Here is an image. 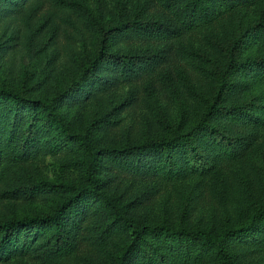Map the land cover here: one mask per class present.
Wrapping results in <instances>:
<instances>
[{
	"label": "rangeland",
	"instance_id": "obj_1",
	"mask_svg": "<svg viewBox=\"0 0 264 264\" xmlns=\"http://www.w3.org/2000/svg\"><path fill=\"white\" fill-rule=\"evenodd\" d=\"M165 26L179 24L160 0H0V83L44 103L59 97L73 131L102 150L103 193L139 224L239 227L264 202V0L177 36ZM214 102L209 128L200 127ZM15 127L27 160L8 159L0 171V192H14L0 197V223L51 213L86 185L83 149L61 138L42 108L22 107ZM176 132H191L193 147L174 155L179 178L135 170L110 152ZM15 240L2 264H117L130 231L105 200L83 196L60 224L21 228ZM228 247L235 264H264V223ZM199 250L147 233L128 264H218Z\"/></svg>",
	"mask_w": 264,
	"mask_h": 264
},
{
	"label": "trees",
	"instance_id": "obj_2",
	"mask_svg": "<svg viewBox=\"0 0 264 264\" xmlns=\"http://www.w3.org/2000/svg\"><path fill=\"white\" fill-rule=\"evenodd\" d=\"M160 1L162 6L173 14L174 19L179 24L178 28L165 26L166 29L163 32L168 33L169 31L174 36L180 35L181 31L201 28L217 20L226 12L236 10L242 6L250 5L255 2V0ZM138 26L145 31L148 30L141 24H138ZM105 55V48L102 47L91 65L84 70V78L94 72L96 66H98L100 60L104 58ZM225 86L226 82L224 80L219 90V96L224 92ZM58 98L59 97L54 98L52 102L44 103L40 99L29 97L23 90L16 91L7 85L0 83V134L2 137H5L0 139V171L8 159L18 160L23 158L24 160H27V157H23V144L21 138L16 135L17 127H15L17 118L19 117V110L24 106L32 110L36 109L37 106L42 108L45 112L48 123L57 129L58 135L63 139L75 141L83 149L86 155L84 162L85 169L83 172L86 185H76V192L68 199L64 200L53 212L15 218L0 223V264L9 262L14 258L16 251L14 244L16 241V232L21 230V228H27L30 226L49 223L60 224L71 205L80 200L83 196L99 197L100 199L105 200L107 204L111 206L112 213L116 220L121 222L122 226L130 231V242L118 256L117 264L129 263L133 249L147 233L163 235L171 241L175 243L177 242L178 245H184L187 248L192 244H197L200 247V250L196 254L198 257H203L206 253L211 252L213 257L217 259L218 264H235L234 255L228 247V241L232 238H242L243 236L249 237L262 223H264V202L255 201L253 203L254 206L252 213L246 224H242L239 227L226 226L224 229L216 232L205 228L190 229L185 226L172 227L167 223L145 226L139 224L137 221L129 217L122 208L114 205L112 199L103 193L102 190L105 188V179L97 172L102 150H98L94 146L87 134L73 131L68 121L58 110ZM216 106L215 102L210 105L200 122V127L209 128V125L207 124L208 117L213 109L217 108ZM7 118L13 122L9 124ZM211 129L213 130L214 127H211ZM191 136V132H176L172 137L168 138V140H146L132 146L124 147L123 149L111 150L110 152L116 154V156L120 158L123 157L122 159L131 158L132 161L130 166L135 170L147 173L154 169L164 173L168 179H175L184 176V172L180 167L174 165V155L176 152L186 154L190 152L193 148L191 147ZM1 140L7 143L6 149L8 152H11V156L8 158L6 156L7 152L5 153L6 150L3 149V141ZM149 154L155 155L160 162L153 166L149 165V167H145L143 160H146ZM125 155H132L133 157H124ZM168 164H170L169 167ZM12 194H14L13 191H3L0 192V197H10ZM64 250L70 252L69 247L68 249L66 247Z\"/></svg>",
	"mask_w": 264,
	"mask_h": 264
}]
</instances>
